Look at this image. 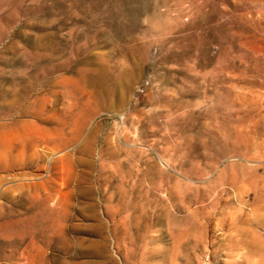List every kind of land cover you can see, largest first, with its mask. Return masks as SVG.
<instances>
[{
    "label": "rangeland",
    "instance_id": "1",
    "mask_svg": "<svg viewBox=\"0 0 264 264\" xmlns=\"http://www.w3.org/2000/svg\"><path fill=\"white\" fill-rule=\"evenodd\" d=\"M0 264H264V0H0Z\"/></svg>",
    "mask_w": 264,
    "mask_h": 264
},
{
    "label": "bare ground",
    "instance_id": "2",
    "mask_svg": "<svg viewBox=\"0 0 264 264\" xmlns=\"http://www.w3.org/2000/svg\"><path fill=\"white\" fill-rule=\"evenodd\" d=\"M38 153V152H37Z\"/></svg>",
    "mask_w": 264,
    "mask_h": 264
}]
</instances>
